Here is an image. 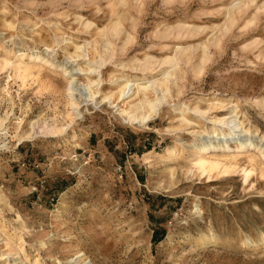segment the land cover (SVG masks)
Here are the masks:
<instances>
[{
    "label": "rangeland",
    "instance_id": "obj_1",
    "mask_svg": "<svg viewBox=\"0 0 264 264\" xmlns=\"http://www.w3.org/2000/svg\"><path fill=\"white\" fill-rule=\"evenodd\" d=\"M116 1L0 0V19L4 6V19L16 24L14 31H7L1 19L0 55L6 49L30 48L64 66L59 46L45 53L40 37L34 36L36 43H32L24 18L38 19L36 28L43 30L47 43L59 41L46 27L50 21L82 43L89 36L80 30L76 16L104 27L123 9H112ZM228 1L174 0L167 4L165 0H142L138 13L134 1L127 0L137 23L134 32L127 22L124 27L135 39L114 61L141 59L145 54L159 58L169 54L173 45L199 42L204 37L182 41L158 39L154 34L178 20L198 25L219 21L221 16L215 12ZM243 19L222 40L219 51L211 49L200 76L192 71L194 62L180 64L179 100L192 95L231 96L243 104L240 107L247 110L248 119L264 133L261 115L247 103L264 95V60L254 56L263 43L252 51L243 48L251 39H264V14L245 31L239 28ZM20 29L22 35L11 42L12 32ZM114 43L119 46V41ZM110 69L104 71V78ZM78 79L84 82L82 76ZM65 82L52 68H45L37 81L29 78L25 82L0 70L2 258L8 257L11 264L25 260L56 264L71 259L68 264H264L263 248L240 247L251 239L263 247L264 182L253 178V188L245 190L241 177L206 183V179L182 174V159L170 166L176 174L174 183L168 184L165 162L149 158L150 153L162 155L164 149L175 146V136L164 131L169 125L166 108L149 122L148 130L123 124L106 106L83 104L81 116L69 124ZM52 124L64 125L67 135L45 134V125ZM75 133L81 148L72 145ZM178 136L190 143L180 155L186 157L197 143L185 131ZM208 229L221 237V243L200 249L196 238ZM9 241L19 251L22 248V253L8 254ZM80 252L85 256L76 258Z\"/></svg>",
    "mask_w": 264,
    "mask_h": 264
},
{
    "label": "bare ground",
    "instance_id": "obj_2",
    "mask_svg": "<svg viewBox=\"0 0 264 264\" xmlns=\"http://www.w3.org/2000/svg\"><path fill=\"white\" fill-rule=\"evenodd\" d=\"M132 1L139 13L143 5L142 0ZM173 1L165 0L167 4H172ZM111 6L113 10L123 9L104 27H98L92 21L76 16L81 26L80 30L89 36L82 43L73 39L72 35L62 32L59 24L51 21L46 23V27L59 41L47 43L43 39V30L36 28L35 21L38 19L24 18L28 21L32 33V43H36L34 36L40 37L42 39L40 43L46 48L45 53L54 52V48L59 46L65 56L64 66L54 64L52 59H46L37 52H30V48L25 51L6 49L0 55V70L12 72L13 77L20 82H25L29 78L37 81L45 68L56 71L66 81L65 115L69 124L81 116L80 106L83 104L98 108L106 106L114 111L115 117L123 124L148 130L149 122L159 117L166 108L169 125L164 131L175 136V146L164 149L162 155L150 153L149 158L152 160L161 158L165 162L164 174L169 179L168 184L174 183L176 174V169L170 166L176 165L182 159L185 160L181 165L182 174L206 179V183L241 177L242 188L245 190L247 187L253 188V178L258 179L260 183L264 182V133L257 124L248 119L247 110L240 107L243 104L231 96L214 95H192L189 99L181 101L180 88L176 82L177 77L183 73L181 63L187 65L194 62L192 71L196 77L200 76L210 59L211 49L220 50L222 40L231 33L245 14H248L247 18L239 25L242 31L250 28L258 20L260 13L264 14V0L259 4L256 0H230L215 12L221 16L220 20L205 25L183 20L165 25L154 34V37L158 39L172 37L182 41L196 37L204 38L193 44L183 42L180 45H173L169 54L159 58L145 54L141 59L134 57L127 62H117L114 58L117 53L126 51L128 45L135 39L127 32L124 23L127 22L134 32L137 22L129 12L127 0H118ZM3 7L1 25L7 31L8 29L14 31L16 24L4 19L6 11ZM251 8L252 11L247 13ZM21 32H23L21 29L12 32L14 34L10 35V41L13 42L16 35H22ZM115 41H119V46L114 43ZM261 43L263 45L254 56L256 60H264V39H251L243 48L252 51ZM109 66L112 69L106 72L107 78H104V71ZM127 72L130 76L126 74ZM79 76L83 77L84 82L79 81ZM107 85L109 88H105ZM247 103L250 104L248 107H254L259 112L264 122V95L255 97ZM43 129L45 134L63 137L67 135L64 125H45ZM181 131H185V134L197 143L186 157L180 155L190 143L178 136ZM78 140L79 135L75 133L72 140L75 149L81 148ZM194 207L195 210L198 209L196 205ZM262 236L260 242L263 247H259L252 239L240 243V247L247 250L264 249V233ZM196 239L199 241L197 244L200 249L221 243V237L213 236L211 229L201 232ZM13 245L12 242H7L8 254L15 255L22 251V248L19 251L20 247L17 249ZM84 256L85 254L80 252L76 258ZM70 262H73L72 259L67 262L57 261L56 264ZM89 263L90 261H85L84 264ZM0 264L11 263L8 257L0 256ZM24 264L31 263L25 260ZM33 264L40 263L35 260Z\"/></svg>",
    "mask_w": 264,
    "mask_h": 264
}]
</instances>
